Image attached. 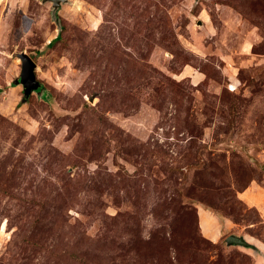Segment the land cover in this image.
I'll list each match as a JSON object with an SVG mask.
<instances>
[{"label": "rangeland", "instance_id": "374dc122", "mask_svg": "<svg viewBox=\"0 0 264 264\" xmlns=\"http://www.w3.org/2000/svg\"><path fill=\"white\" fill-rule=\"evenodd\" d=\"M0 264H264V0H0Z\"/></svg>", "mask_w": 264, "mask_h": 264}, {"label": "water", "instance_id": "95a60500", "mask_svg": "<svg viewBox=\"0 0 264 264\" xmlns=\"http://www.w3.org/2000/svg\"><path fill=\"white\" fill-rule=\"evenodd\" d=\"M48 1V0H44ZM50 1V0H49ZM54 2L55 5H58L60 1L62 0H51ZM20 57L22 59V74H21V79L19 82L23 83L25 94L30 95L33 91L39 90L42 86L40 81L37 79L36 75V63L32 59V57L26 53L20 54ZM228 243L229 244H237V245H244V246H249L250 243L242 237L238 235H230L228 238Z\"/></svg>", "mask_w": 264, "mask_h": 264}]
</instances>
